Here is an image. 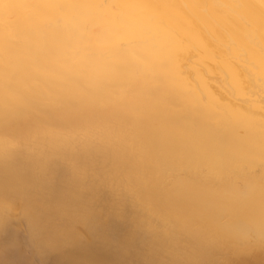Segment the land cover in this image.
<instances>
[{
    "label": "bare ground",
    "instance_id": "obj_1",
    "mask_svg": "<svg viewBox=\"0 0 264 264\" xmlns=\"http://www.w3.org/2000/svg\"><path fill=\"white\" fill-rule=\"evenodd\" d=\"M247 2L264 13V0ZM18 23L0 10L10 41ZM208 24L210 46L230 51V30ZM205 63L219 83L220 56ZM49 105L0 119V264H264L261 169L244 184L202 152L188 163L200 149L189 127L126 89Z\"/></svg>",
    "mask_w": 264,
    "mask_h": 264
},
{
    "label": "clouds",
    "instance_id": "obj_2",
    "mask_svg": "<svg viewBox=\"0 0 264 264\" xmlns=\"http://www.w3.org/2000/svg\"><path fill=\"white\" fill-rule=\"evenodd\" d=\"M167 8L207 31L179 26ZM0 10L5 20H19L13 41L0 31V119L48 107L49 98L68 102L126 89L129 98L163 107L189 127L200 149L186 151L188 163L202 152L227 177L246 184L259 168L264 179V13L247 0H0ZM210 20L230 30V51L210 46ZM214 52L225 69L219 83L205 63Z\"/></svg>",
    "mask_w": 264,
    "mask_h": 264
},
{
    "label": "rangeland",
    "instance_id": "obj_3",
    "mask_svg": "<svg viewBox=\"0 0 264 264\" xmlns=\"http://www.w3.org/2000/svg\"><path fill=\"white\" fill-rule=\"evenodd\" d=\"M21 241L24 242V239H21ZM23 250H25L26 252L28 251V250H27V247H26L25 245H24V247H23Z\"/></svg>",
    "mask_w": 264,
    "mask_h": 264
}]
</instances>
